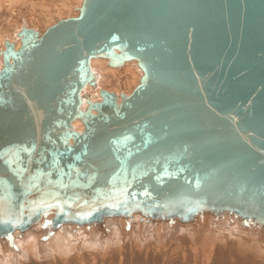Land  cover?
<instances>
[{"label":"water","instance_id":"95a60500","mask_svg":"<svg viewBox=\"0 0 264 264\" xmlns=\"http://www.w3.org/2000/svg\"><path fill=\"white\" fill-rule=\"evenodd\" d=\"M17 37V50L4 40L0 51V153L19 148L20 165L29 169L25 182L37 169L51 171L47 179L54 183L41 177L40 188L61 199L78 196L81 204L110 186L118 156L147 171L129 192L146 185L155 199L137 195L127 205L130 213L122 205L80 220L75 213L82 209L65 205L67 215L52 207L29 219L25 201L40 193L21 195L18 178L0 157V181L7 180L0 195L10 187L16 213L25 203V223L0 224V240L46 222L56 231L135 216L185 226L198 216H232L264 228V0H81L75 17L43 32L23 24ZM96 57L112 67L135 63L141 75L130 93L99 88L90 100L85 89L97 87L90 65ZM123 136L133 139L112 144ZM165 168L174 175L157 181ZM93 172L98 178L89 183L86 174ZM180 198L200 206L188 204V218L185 208L154 207Z\"/></svg>","mask_w":264,"mask_h":264},{"label":"bare ground","instance_id":"6f19581e","mask_svg":"<svg viewBox=\"0 0 264 264\" xmlns=\"http://www.w3.org/2000/svg\"><path fill=\"white\" fill-rule=\"evenodd\" d=\"M80 5H81V0H0V13H1L0 16L2 17L1 20H3V22L0 23V51L5 49L4 40H7L8 42L13 43L15 50H17L20 47V45H21L20 39L17 37V35L13 31L14 28H15V30L18 28L20 29V28H22V25L25 24V26L28 28H33V29H36L40 32H43L46 30V28L55 24L57 20L75 17L78 14V8L80 7ZM17 9L22 14L18 15V17L20 16L19 17L20 23L18 25H15L16 22L13 19V15L17 11ZM74 9H75V11L72 12V10H74ZM37 10H39V13H40V16L38 15V17H37V15L34 14ZM25 11L29 12L28 15H24V14H26ZM0 61H1L0 62V67H1L2 66L1 54H0ZM90 65H91L92 71L95 74H97V77H98L96 89H91L89 85H87L86 89H85L87 91L91 101L95 100L94 96L98 93L99 88H103V89L108 90V91H114L118 94L121 92L126 93V94L130 93V91L138 83L140 75H141L140 69L135 65L134 62L126 63L120 67H112V66L107 65L106 59L96 57V58H91ZM121 73H122V75L123 74L125 75L124 77H126V80L124 82L122 81L123 84L120 85V79L118 76ZM120 86H122L123 89H121L122 87L120 88ZM73 125L77 131L82 130V123L80 120H74ZM199 217L200 216H198L197 218H199ZM134 218H137V216H135ZM124 221L125 220L117 221V222H119L118 223L119 226L116 225L115 233H112L110 238L108 236V238L103 239V238H101L102 236H99V235H98L99 238L96 237L97 238L96 242H99V243L103 242L106 244V245H104L105 247L103 249V252H101V253H98L99 251L97 250L98 249L97 244L90 245V243H92V242H89L91 239H93V236L96 233L93 226H85L83 228H78L75 226H66L64 228H61L63 231L62 230L60 232L56 231L57 232V233H55L56 235L53 236L50 243H48V244L45 243L46 245L40 244L39 243L40 239H38V238H40L39 235H37L36 232H32V230H31L28 233H26L22 237V239H19V241L17 240L18 242H16V239H15L14 240L15 242H12V244L18 243L17 253H18V249H20V252H22V255L20 253L21 256L18 255V256H20V259L18 261L19 264H36L35 262H37V260H35V262H34L32 259L37 258L38 255L40 256V254L42 252H44L46 254V258L50 257V259L48 260L50 262L48 264H67V263L68 264H117L118 263L117 261H119L120 264H143L144 260L142 258V255L140 254V256H139L137 252H136L137 255H134L135 253L132 252V250H133L132 247L135 246V247L141 248L143 245L142 243H139L142 241H140L139 238H137L138 234L137 235L134 234L135 238L128 239L127 242H129V243H127L128 244L127 253H126V250L124 251V248H125V245L123 246V244L125 243L124 240L127 238V236L129 237V235L132 234L129 231V227L125 224L126 222L123 223ZM161 224L162 223H160V225L158 224V227L153 229V232H154L153 234L159 240L160 239L163 240V238H164L163 232L161 230V228H163V227ZM209 224H210V221H208L207 217H202L200 222H196L195 224H190L189 226L178 227L177 224H175V226L172 225L173 229L171 230L170 238L172 240H175L174 239L175 235L179 234L180 240H182V243H185V244H183V246L187 245V243L189 242V245L191 243V245L194 244L195 246H197L196 249L199 248V243L203 242L205 239H208V238L213 239L214 238L212 240V243L210 244L211 246L209 245L210 247L209 246H208L209 248L207 247L208 251L203 255V258L201 259L202 264H264V262L262 263V260H264V259L261 260L259 258L260 261L258 260L259 261L258 262V261H255L256 259H253V260L247 259L244 257V255L239 253V251L243 252L242 248L245 247L246 243L243 241V238H245L247 236V234H246L247 231L246 232L243 231V232H245L244 234L243 233L238 234L237 233L238 231L234 230L237 234L234 231H233V233H235L234 235L229 234V238L235 239L234 243H231L228 245V247L232 248L231 251L233 253L232 256L234 255V258L227 256L223 250L221 253L219 252V250L216 253V255H222V253H223L222 257H219V256L217 257L216 255H215L216 256L215 257L213 254L215 252V246L216 245L221 246L220 243H222V245H225L226 241L224 239H222L221 235H220L222 232V228L219 227L218 225H215L214 227L215 228L217 227V228L216 229L214 228L215 230H213L211 228V226L208 227ZM41 226H44V225H41ZM72 227H75V228H72ZM70 228L72 231H73V229H77V231L81 230L82 233L83 232H85V233H84L83 237L79 234H76L75 235L76 238H74V240H72L69 237H68L69 239H67L65 236V232L68 231ZM77 231L75 233H77ZM137 231L141 235L140 230L138 229ZM248 236H250V235H248ZM169 239H168V241H169ZM201 239H203V241ZM49 241H47V242H49ZM88 242H89V245H87ZM175 242H176V240H175ZM165 243H166V241H165ZM127 244H126V246H127ZM152 244H154V243H152ZM172 244L173 243L168 244V245H166V247L167 246L170 247ZM253 244H255V243H253ZM173 245H176V244L174 243ZM173 247H175V246H172V249H173ZM153 248H154V246H153ZM155 248H157V247H155ZM179 248H181V247H179ZM187 248H189V246ZM130 249H131V251H130ZM170 249H171V247H170ZM191 249H193V248H191ZM1 250H2V248H1ZM14 250H15V248H14ZM135 250H136V248H135ZM167 250H169V248L166 249V251ZM216 250H217V248H216ZM89 251H90V253H89ZM139 251H141V249H139ZM149 251H151V250H149ZM154 251L161 252L160 248H158V250L154 249ZM4 252H6V250H4ZM151 252H153V251H151ZM171 252H173V251H171ZM86 253H89V254H86ZM148 253L149 252L146 250L145 254H143V255H147ZM163 253L165 254V250L163 251ZM178 253L179 252L177 251V257H178ZM191 253L192 252H189V255ZM9 255L7 253L0 255V264H11V262H12L11 258L12 257ZM41 255H43V254H41ZM179 255H180V253H179ZM183 255H185V253ZM261 255H263V253ZM82 256H88V258H87L88 262L84 263V261L86 259H85V257L83 258ZM168 256H169V254H168ZM185 256H187V255H185ZM185 256H182V257L184 258ZM210 256L211 257L214 256V257L211 258ZM77 257H78V259H76ZM173 257H174V255H173ZM172 258L168 259L166 257V260H165L166 264H170ZM151 259H153L154 262L157 260V256H156L155 252H154V255L151 256ZM146 260H148V257H146ZM173 260H175V259H173ZM180 261H181V259H180ZM176 262H174V263L176 264ZM39 263L41 264V262H39ZM44 264H47V263H44ZM149 264H150V262H149ZM155 264H157V262ZM177 264H190V259L189 260H188V258L186 260L184 259L183 262L177 263Z\"/></svg>","mask_w":264,"mask_h":264},{"label":"snow or ice","instance_id":"6c2138e0","mask_svg":"<svg viewBox=\"0 0 264 264\" xmlns=\"http://www.w3.org/2000/svg\"><path fill=\"white\" fill-rule=\"evenodd\" d=\"M70 134V133H69ZM133 139L131 136H123L112 141V144L120 145L122 141L127 142L128 140ZM65 151H71L70 148L67 147L68 136L63 137ZM25 151H30L29 149H24ZM20 149L17 148L15 151L6 150L4 153H0V157L5 158V163L12 169L13 175L18 178L19 184L22 187L23 191L21 195L27 197L28 193L33 189L39 191V196L35 200H26L25 202L28 205L29 210V219L31 216L37 212V210H43L45 214H47V210L49 208L55 207L58 209V213H65V205L69 208L76 207L81 208V211H77L75 213V217L84 220L93 217L94 213H100L103 209L116 210L119 209L122 205L125 206V210L127 212H131V209L127 207L129 201H136L137 195L146 197L148 199H155L152 196V192L149 191V187L146 185H141L143 187V191L140 193L129 192V189L133 186V182L138 179V176H146L147 171L143 170L140 165L132 166L130 164L126 165L125 160L120 157H116L118 161L117 167L109 174L107 177V184L110 185L105 190H103L98 196L93 197L91 200H83L82 204L80 203L81 198L78 196H74L70 199H61L57 192L51 191L50 188L45 186V188H40L41 177L47 179L51 176V171L44 172L40 169H37L34 173H29L27 177V182H25L24 176L26 172H29V169L20 165L18 153ZM131 153L129 152V155ZM57 155H61L58 153ZM79 159V157H77ZM52 165L55 167L58 165V161L56 157H53ZM73 166L69 165V169H72ZM129 169L131 172V179H129ZM77 176H79L80 169H75ZM57 172L60 175H71V172L64 173L63 169L57 167ZM174 173L169 172L167 168L160 174H158L155 179L159 182H162L163 176H172ZM87 180L91 183L93 180L97 179V173L93 172L91 174H86ZM202 178L196 177L194 178V183L196 187H200ZM0 183L7 185V180L0 181ZM54 182L50 179H47V185H52ZM55 183H59L60 188H67L68 185L64 184L62 181H56ZM71 183H75V181H71ZM15 197L12 195L10 187L7 195H0V224L3 225H11L16 226L18 224H23L25 221L22 219L25 209V203L19 204V213L14 211L13 200ZM195 203L197 206H200V201H190L186 198H180L176 200H168L163 204H156L154 207L169 209L174 208L179 210L180 208H185V218L187 217V212L192 211V208L187 207L188 204ZM136 207H139V204H135ZM165 215L168 213L165 212ZM247 222V221H245ZM46 222L45 226H47ZM9 240H11V236L9 235Z\"/></svg>","mask_w":264,"mask_h":264},{"label":"rangeland","instance_id":"374dc122","mask_svg":"<svg viewBox=\"0 0 264 264\" xmlns=\"http://www.w3.org/2000/svg\"><path fill=\"white\" fill-rule=\"evenodd\" d=\"M55 2V1H54ZM75 11V9L74 10H72V12H74ZM19 12V13H18ZM25 13L26 14H24V15H28V13L29 12H26L25 11ZM39 13V10H37L34 14L35 15H37V17H38V15L40 16V13ZM1 14V13H0ZM4 14V13H3ZM22 13L20 12V11H18V9H17V11L14 13V15H13V19L15 20V25H18L19 23H20V16L18 17V15H21ZM2 19V17L0 16V23H2L3 22V20H1ZM21 29V28H20ZM19 28L18 29H16L15 30V28L13 29V31L15 32V34L17 35V33H18V31L20 30ZM17 38V37H16ZM1 62V61H0ZM125 75L123 74L122 75V73L121 74H119V79H120V85L121 84H123V82L126 80V77H124ZM123 81V82H122ZM122 86H120V88H121ZM121 89H123V87L121 88ZM202 217H207V219H208V221H210V224L208 225V227L209 226H211V228L213 229V230H215L216 228L214 227L215 225H218L219 227H221L222 228V232H221V238L222 239H224L226 242V244L225 245H222V243H220L221 244V246L220 245H216L215 246V252L213 253L214 254V256L216 255V253L218 252V250H219V252L221 253L222 252V250L225 252V254L227 255V256H229V257H232V258H234V255L232 256V248H230V247H228V245L229 244H231V243H234L235 242V239H231V238H229V234L230 235H234L236 232L234 231V230H237L238 232V234L239 233H245L246 231V234H247V236L245 237V238H243V241L246 243L245 244V247H243L242 248V250H243V252L242 251H239V253L240 254H242V255H244V257L245 258H247V259H250V260H253V259H256L255 261H258L259 260V258L262 260V259H264V228L263 227H259V226H257V225H254V224H252V223H248V222H242V221H240V220H238L237 218H235V217H232V216H224V217H214V216H211V215H203ZM202 217L200 216L199 218H196V220L194 221L195 223L196 222H200L201 221V219H202ZM199 219V220H198ZM117 221H119V220H108V222L106 221L103 225H101V226H99V227H94V229H95V231H96V233H95V235L93 236V239H91L89 242H92V243H90V245H95V244H97L98 245V253H101V252H103V249H104V245H106L105 243H99V242H96V240H97V238L96 237H98L99 238V236H102L101 238H103V239H105V238H108V236H109V238H110V236L112 235V233H115V227H116V225H118L119 226V222H117ZM126 222V223H125ZM192 223V224H195V223ZM223 222V223H222ZM123 223H125L128 227H129V231L132 233V234H130L129 235V237L127 236V238L124 240V244H123V246L125 245V248H124V251L126 250V253H127V247H128V244L127 243H129V242H127L128 241V239H130V238H135L134 236L135 235H137V238H139V240L140 241H142V242H139V243H142L143 245H142V247L141 248H138V247H132L133 248V250H132V252H134L135 254L134 255H137V253H138V255L140 256V254L142 255V258H143V260H144V263L143 264H149V262H150V264H155L156 262H157V264H166V257L169 259H171L172 257H173V255H174V257L172 258V260H171V262H170V264H173L174 262H176V264L177 263H181V262H183L184 261V259L186 260L187 258H188V260L190 259V264H202V258H203V255L208 251V248L211 246L210 244L212 243V240L214 239H205L204 241H203V239H201L203 242H201V243H199V248H197L196 249V247L197 246H195L194 244H192L191 245V243H190V245H189V242L187 243V245H184L183 246V244H185V243H182V240H180V238H179V234H176L175 235V237H174V239L176 240V242H175V240H172L171 238H170V233H171V230L173 229V227H172V225H174L175 226V224H177V223H175V222H161L162 224V227L163 228H161V230H162V232H163V235H164V238H163V240L162 239H158V238H156V236L153 234L154 232H153V229H155L156 227H158V224L160 225V223H156V224H150V223H146V222H142V221H140L139 220V218L137 217V218H133V219H131V221L130 220H125ZM216 223V224H215ZM164 224V225H163ZM213 225V226H212ZM222 225V226H221ZM166 226V227H165ZM186 226H189V225H186ZM226 226V227H225ZM228 226V227H227ZM178 227H185V225H182V224H178ZM72 228H75V227H72ZM114 228V229H113ZM134 228V229H133ZM215 228V229H214ZM237 228V229H236ZM239 228V229H238ZM67 229V228H66ZM140 230V233H141V235L138 233V231L137 230ZM245 229V230H244ZM62 229L60 228V229H58V230H56L57 232H60ZM114 230V231H113ZM230 230V231H229ZM56 231H51L48 227H45V226H38V227H36V228H34L33 230H32V232H36V234L37 235H39V237L40 238H38V239H40L39 240V243L40 244H44V245H46V244H48V243H50L51 242V240H52V238H53V236L54 235H56L55 233H57ZM63 231V230H62ZM77 231V229H73V231L71 230V228L68 230V231H66L65 232V236H66V238L67 239H69V238H71L72 240H74V238H76V234H79V235H81L82 237H83V235H84V233L85 232H81V230H78L77 231V233H75ZM80 231V232H79ZM233 231L235 232V233H233ZM243 231H245V232H243ZM226 232V233H225ZM250 232V233H249ZM72 233V234H71ZM75 233V234H74ZM82 233V234H81ZM98 233V234H97ZM148 233V234H147ZM236 233V234H237ZM35 234V233H34ZM97 234V235H96ZM135 234V235H134ZM242 234V235H243ZM252 234V235H251ZM70 235V236H69ZM99 235V236H98ZM223 235V236H222ZM248 235H250V236H248ZM24 236V235H23ZM22 235H17V236H11V240H9V239H6V240H0V247L2 248V250H1V248H0V255H3V254H10L9 256H11L12 258V262H11V264H15L16 262L19 264V259H20V256L22 255V252H20V249H18V253H17V247H18V243H15V244H12V242H15L14 240L16 239V242H18L19 241V239H22V237H23ZM15 237V238H14ZM18 237V238H17ZM69 237V238H68ZM166 237V238H165ZM96 238V239H95ZM143 238V239H142ZM170 238V239H169ZM147 239V240H146ZM168 239H169V241H168ZM18 240V241H17ZM50 240V241H49ZM210 240V241H209ZM247 240V241H246ZM47 241H49V242H47ZM150 241V242H149ZM154 241V242H153ZM165 241H166V243H165ZM208 241V242H207ZM87 242V241H86ZM89 242L87 243V245H89ZM94 242V243H93ZM181 242V243H180ZM255 243V244H253V243ZM46 243V244H45ZM152 243H154V244H152ZM165 243V244H164ZM171 243H175L176 245H171L170 247H171V249H170V247L169 246H167L166 247V245H168V244H171ZM126 244H127V246H126ZM218 244V243H217ZM250 244V245H249ZM194 245V246H193ZM210 245V246H209ZM247 245V246H246ZM252 245V246H251ZM254 245V246H253ZM16 246V247H15ZM152 246V247H151ZM153 246H154V248H153ZM172 246H175V247H173V249H172ZM189 246V248H187ZM192 246V247H191ZM209 246V247H208ZM262 246V247H261ZM150 249H149V248ZM155 247H157V248H155ZM179 247H181V248H179ZM208 247V248H207ZM219 247V248H218ZM252 247V248H251ZM14 248H15V250H14ZM131 248V249H132ZM135 248H136V250H135ZM138 248V249H137ZM158 248H160V250H161V252H156V251H154V249L155 250H158ZM169 248V250H167L166 251V249H168ZM191 248H193V249H191ZM216 248H217V250H216ZM221 248V249H220ZM131 249H130V251H131ZM139 249H141V251H139ZM143 249V250H142ZM153 249V250H152ZM186 249V250H185ZM196 249V250H195ZM4 250H6V252H4ZM11 250V251H10ZM146 250L149 252L147 255H143V254H145V252H146ZM149 250H151V251H153V252H151V251H149ZM165 250V254L163 253V251ZM173 251V252H171V251ZM228 250V251H227ZM83 251V250H82ZM177 251L180 253V255H179V253H178V257H177ZM182 251V252H181ZM188 251V252H187ZM196 251V252H195ZM205 251V252H204ZM245 251V252H244ZM9 252V253H8ZM137 252V253H136ZM140 252V253H139ZM154 252L156 253V256H157V260L154 262L153 261V259H151V256L152 255H154ZM171 252V253H170ZM189 252H192L190 255H189ZM228 252V253H227ZM20 253H21V255H20ZM41 253V252H40ZM81 253V252H80ZM79 253V254H80ZM89 253H90V251H89ZM89 253H86V254H89ZM185 253V255H187V256H185V255H183ZM188 253V254H187ZM195 253V254H194ZM200 253V254H199ZM263 253V255H261ZM41 254H43V255H41ZM40 254V256L38 255L37 256V258H33L32 260L35 262V260H37V262H35L36 264H40L39 262H41V264H44V263H49L50 261H48L49 259H50V257H47L46 258V254L44 253V252H42ZM158 254V255H157ZM160 254V255H159ZM168 254H169V256H168ZM193 254V255H192ZM18 255H20V256H18ZM71 255V254H70ZM167 255V256H166ZM202 255V256H201ZM258 255V256H257ZM260 255V256H259ZM89 256V255H88ZM88 256H82L83 258L85 257V259L87 260V258H88ZM110 256V255H109ZM165 256V257H164ZM181 256V257H180ZM182 256H185L184 258L182 257ZM189 256V257H188ZM213 256V257H214ZM217 257L219 256V257H222L223 256V253H222V255H216ZM215 256V257H216ZM247 256V257H246ZM41 257V258H40ZM146 257H148V260H146ZM180 257V258H179ZM211 257V256H210ZM213 257H211V258H213ZM195 258V259H194ZM24 259V258H23ZM76 259H78V257L76 258ZM84 259V260H85ZM164 259V260H163ZM173 259H175V260H173ZM179 259V260H178ZM180 259H181V261H180ZM14 260V261H13ZM84 261V263L85 262H88V260L87 261ZM159 260V261H158ZM161 260V261H160ZM197 260V261H196ZM32 261V262H33ZM260 261V260H259ZM258 261V262H259ZM118 263H119V261H117ZM159 262V263H158ZM165 262V263H164ZM264 262V260H262V263ZM16 263V264H17ZM117 263V264H118ZM68 264V263H67ZM120 264V263H119ZM175 264V263H174Z\"/></svg>","mask_w":264,"mask_h":264}]
</instances>
